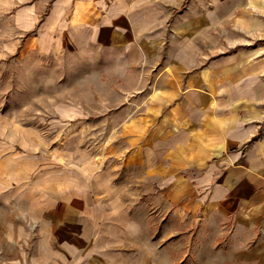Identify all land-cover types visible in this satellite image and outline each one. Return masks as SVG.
Here are the masks:
<instances>
[{
    "label": "crops",
    "instance_id": "crops-1",
    "mask_svg": "<svg viewBox=\"0 0 264 264\" xmlns=\"http://www.w3.org/2000/svg\"><path fill=\"white\" fill-rule=\"evenodd\" d=\"M52 3L48 49H109L144 81L134 127L144 130V141L140 160H130L142 172L134 193L143 199H130L127 190L118 195L111 181L71 188L66 177L44 173L18 188L33 200L25 211L0 167L2 264H264L260 0ZM198 225L209 233L203 255ZM21 233L34 237L35 250L28 260L18 251L5 262V243Z\"/></svg>",
    "mask_w": 264,
    "mask_h": 264
},
{
    "label": "rangeland",
    "instance_id": "rangeland-1",
    "mask_svg": "<svg viewBox=\"0 0 264 264\" xmlns=\"http://www.w3.org/2000/svg\"><path fill=\"white\" fill-rule=\"evenodd\" d=\"M54 1L0 0V167L10 175L5 186L18 192L17 203L25 199V211L33 200L18 188L33 185L31 179H43L44 173L66 177L71 188L77 182L111 181L118 195L127 190L130 199L142 200L134 193L142 172L130 160H140L144 141V130L134 128L141 121L135 111L144 101V81L109 49H48L54 42L45 19ZM172 224L166 220L165 232ZM139 228L144 235L145 227ZM146 228L157 234L156 225ZM204 228L197 226L200 255L210 247ZM24 236L5 243L10 253L5 262L18 251L28 260L36 243ZM92 244L85 242L86 254L93 252Z\"/></svg>",
    "mask_w": 264,
    "mask_h": 264
}]
</instances>
